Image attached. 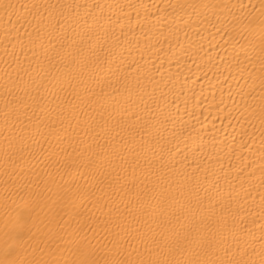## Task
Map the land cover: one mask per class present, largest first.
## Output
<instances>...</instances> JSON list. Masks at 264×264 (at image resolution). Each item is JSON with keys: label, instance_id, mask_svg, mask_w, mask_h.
Masks as SVG:
<instances>
[{"label": "bare ground", "instance_id": "6f19581e", "mask_svg": "<svg viewBox=\"0 0 264 264\" xmlns=\"http://www.w3.org/2000/svg\"><path fill=\"white\" fill-rule=\"evenodd\" d=\"M0 264H264V0H0Z\"/></svg>", "mask_w": 264, "mask_h": 264}]
</instances>
